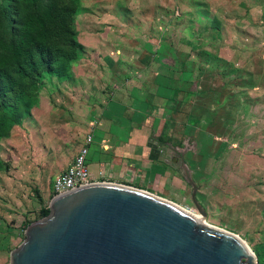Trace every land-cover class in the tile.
Wrapping results in <instances>:
<instances>
[{
    "label": "crops",
    "instance_id": "crops-1",
    "mask_svg": "<svg viewBox=\"0 0 264 264\" xmlns=\"http://www.w3.org/2000/svg\"><path fill=\"white\" fill-rule=\"evenodd\" d=\"M80 1L76 17L84 16L76 39L84 54L73 65L74 78L39 100L17 133H46V140L61 139L59 148L77 138L67 166L90 133L87 164L93 181L123 184L173 201L183 199L192 185L190 199L199 200L200 171L214 178L215 160L226 150L213 145L214 133H243L246 116L255 133L264 83L242 81L245 72L213 52L209 66L193 65L191 56L172 48L162 32L151 34L155 20L145 11L149 1L94 0L92 6ZM160 4L164 7L158 1L154 7L160 9ZM204 6L194 1L188 10L200 15L209 11ZM126 10L137 13L127 18ZM260 55L255 51V58ZM204 73L222 78L203 83ZM184 169L194 182L185 178ZM99 170L106 177L98 176Z\"/></svg>",
    "mask_w": 264,
    "mask_h": 264
},
{
    "label": "rangeland",
    "instance_id": "rangeland-1",
    "mask_svg": "<svg viewBox=\"0 0 264 264\" xmlns=\"http://www.w3.org/2000/svg\"><path fill=\"white\" fill-rule=\"evenodd\" d=\"M9 1L0 0V5ZM93 1L87 0V3L92 6ZM145 1L150 2L146 14L155 20L151 34L162 32V37L172 48L184 52L183 56H191L195 61H192L193 65L209 66V52H213L229 58L226 61L245 72L242 81L264 83V0ZM157 1L164 7L160 4V9H156ZM194 1L206 5L204 7L209 11H203L209 16L208 20L200 19L201 15L206 16L203 11L195 15L194 11L188 10ZM135 13L137 11L126 10L125 17L133 18ZM76 16L75 30L79 29L84 15ZM255 51L261 54L258 58H255ZM77 60L71 63L68 79L45 73L33 84V104L28 113L20 118H10L8 113L7 119L0 114V264L9 263L10 251L23 240L28 221L41 218L40 209L48 207L53 196L50 191L52 179L70 162L77 143V138H70L59 148L61 139L46 140V133H17V129L28 123L39 100L51 97L53 89L58 92L55 87L59 83L74 78L72 68ZM209 76L204 73L202 82L211 78L217 82L222 78ZM261 92L263 94L264 89ZM258 118L255 133H251L249 116H246L243 128L245 133H214L213 145L226 150L215 160L214 178H211L213 175L205 178V170L200 171L204 178L196 184L200 190L199 200L190 199L192 185L183 193V199H164L203 216L208 224L238 236L254 253V264H264V104ZM71 134L66 133V136ZM81 134L84 135L77 133V136ZM184 175L189 182H194L189 170L184 169ZM197 204L205 215L199 213Z\"/></svg>",
    "mask_w": 264,
    "mask_h": 264
},
{
    "label": "water",
    "instance_id": "water-1",
    "mask_svg": "<svg viewBox=\"0 0 264 264\" xmlns=\"http://www.w3.org/2000/svg\"><path fill=\"white\" fill-rule=\"evenodd\" d=\"M181 162V159L179 160ZM194 197V196H193ZM198 211L205 215L197 204ZM8 264H254L238 236L148 191L92 181L53 195Z\"/></svg>",
    "mask_w": 264,
    "mask_h": 264
},
{
    "label": "trees",
    "instance_id": "trees-1",
    "mask_svg": "<svg viewBox=\"0 0 264 264\" xmlns=\"http://www.w3.org/2000/svg\"><path fill=\"white\" fill-rule=\"evenodd\" d=\"M79 6L80 0H10L0 5L3 34L0 37V114L3 119H7L8 113L10 118L28 113L33 104V84L45 73L59 79L67 77L79 52L82 50L84 54L74 25ZM48 211V207L41 208L40 216L47 215Z\"/></svg>",
    "mask_w": 264,
    "mask_h": 264
},
{
    "label": "built area",
    "instance_id": "built-area-1",
    "mask_svg": "<svg viewBox=\"0 0 264 264\" xmlns=\"http://www.w3.org/2000/svg\"><path fill=\"white\" fill-rule=\"evenodd\" d=\"M92 140V134H86L83 144L79 148L77 154L74 156L72 162L62 172L53 178L50 186L52 195L65 192L77 186L93 181L91 171L89 170L87 164L89 146ZM98 176L106 177V172L104 170H99Z\"/></svg>",
    "mask_w": 264,
    "mask_h": 264
},
{
    "label": "bare ground",
    "instance_id": "bare-ground-1",
    "mask_svg": "<svg viewBox=\"0 0 264 264\" xmlns=\"http://www.w3.org/2000/svg\"><path fill=\"white\" fill-rule=\"evenodd\" d=\"M196 216H197V218L199 219L200 222L208 224V223L205 221V218H204L203 216H200V215H196Z\"/></svg>",
    "mask_w": 264,
    "mask_h": 264
}]
</instances>
